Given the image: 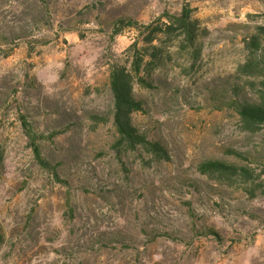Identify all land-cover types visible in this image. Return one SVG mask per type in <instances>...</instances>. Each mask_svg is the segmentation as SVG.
Here are the masks:
<instances>
[{"label": "rangeland", "instance_id": "obj_1", "mask_svg": "<svg viewBox=\"0 0 264 264\" xmlns=\"http://www.w3.org/2000/svg\"><path fill=\"white\" fill-rule=\"evenodd\" d=\"M184 9L199 58L162 37L135 86L134 123L164 151H129L110 66L147 45L116 22ZM263 25L264 0H0V264H264V126L229 106L234 82L256 97L238 69ZM214 161L239 172L200 171Z\"/></svg>", "mask_w": 264, "mask_h": 264}, {"label": "trees", "instance_id": "obj_2", "mask_svg": "<svg viewBox=\"0 0 264 264\" xmlns=\"http://www.w3.org/2000/svg\"><path fill=\"white\" fill-rule=\"evenodd\" d=\"M164 18L166 21L163 20ZM116 23L118 32L124 28L137 29L147 45V47L139 48V44L135 42L129 48L130 68L117 63L110 66L109 88L113 97V117L119 138L118 145L129 151L144 147L150 152L159 154L164 151L160 144L150 142L134 123V114L145 111V103L137 97L135 86L139 84L152 87V83L147 81L144 74L151 73L156 67L164 65L160 47L154 45L161 41L162 37L180 38L177 49L184 52L190 50L196 61L201 53L198 44L200 25L186 9L177 15H165L149 25H139L130 19ZM247 47L250 55L246 63L239 67L238 78L248 76L255 79L257 83L250 82L252 86L250 88L252 93H256V97L242 96L241 85L234 82L231 88L235 93L232 95L229 106L235 110L249 131H255L264 126V25L257 28L256 33L249 39ZM147 58L150 61L146 62ZM36 153L38 158H41L38 147H36ZM199 169L203 174L232 175L239 172L235 165L219 161L203 163Z\"/></svg>", "mask_w": 264, "mask_h": 264}]
</instances>
